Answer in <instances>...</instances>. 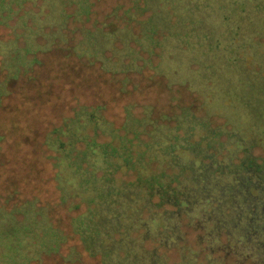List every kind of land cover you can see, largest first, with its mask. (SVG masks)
<instances>
[{
  "label": "trees",
  "instance_id": "obj_1",
  "mask_svg": "<svg viewBox=\"0 0 264 264\" xmlns=\"http://www.w3.org/2000/svg\"><path fill=\"white\" fill-rule=\"evenodd\" d=\"M98 1L0 0V108L15 89L30 91L40 56L55 50L111 74L178 77L203 97L207 116L209 106L224 108L229 126L211 129L189 107L163 120L149 105L141 115L125 106L118 125L83 103L43 121L34 145L49 161L57 199L0 204V264H32L69 241L63 260L71 263L264 264V159L249 154L257 139L264 144V61L252 53L248 64L258 70L247 71L231 46L255 23L253 5L209 34L196 3L208 14L218 0H143L101 17Z\"/></svg>",
  "mask_w": 264,
  "mask_h": 264
},
{
  "label": "rangeland",
  "instance_id": "obj_2",
  "mask_svg": "<svg viewBox=\"0 0 264 264\" xmlns=\"http://www.w3.org/2000/svg\"><path fill=\"white\" fill-rule=\"evenodd\" d=\"M218 1L216 8H211L208 14L205 9L199 8L201 3H196L199 15L206 19L207 24L204 26L210 31L209 34H217L222 31L220 29H224V26L229 28L236 15L247 12L246 9L253 5L255 23L249 28L248 33L244 31L235 36L231 46L239 48L238 61L243 55L246 58L247 63H244L247 65L244 69L247 71L255 69L254 74H256L257 67H251L248 61L252 53L258 56L262 54V58L256 60L258 63L264 61V0ZM146 2L99 0L95 8L98 16L101 17L102 13L112 11L116 4L122 9L130 6L133 10L135 4L143 6ZM184 3L186 4V0H177V5ZM219 5L222 7L220 8ZM146 15L147 12L141 14L139 18H144ZM211 17L217 20L219 27L211 26L209 23ZM133 19L137 21V17ZM6 33L7 30L0 27V35L7 36ZM223 39L221 38V41ZM225 39L228 47L230 39ZM250 44L254 46L252 49ZM210 54L213 53L210 51L209 56ZM40 58L42 65L39 68V77L34 84L28 85L30 91L25 93L15 89L16 98L7 105L4 102L3 108H0V122L4 124V128L0 130V204L5 208H11L12 205L26 199L35 200L37 204L44 206L49 201L52 205L56 202L57 195L47 179L49 161L42 152V147L36 150L33 137L42 133L43 126L40 123L50 119L58 120L59 116L72 105L80 103L99 105L104 108L106 117L118 125L124 120L125 106H130L135 115H141L143 105H149L153 115L163 116V120L164 116H172L179 113L183 107H189L197 117L206 115L211 129H216L222 124L223 127L229 126L225 123L224 108L218 105L209 106L213 110L210 116H207L205 102H202L203 97L190 87L187 88L184 82L178 81V77L167 83L152 70L134 74H111L102 71L96 63L73 58L55 50L42 54ZM211 62L219 64L220 60L210 57L209 63ZM224 67L221 70H224ZM221 99L224 103H229V98ZM218 139L224 140L225 135L221 134ZM249 154L255 157L256 161L264 159V144L261 139H257L256 143L251 145ZM240 155L241 151L237 156ZM235 161L237 159L234 158ZM253 211L258 212L256 204L253 206ZM53 212L58 216L60 210L57 208ZM71 243L73 241H69L65 246L61 245L59 253L42 256L40 261L32 264H92L88 258L83 259V262L77 259L73 261L74 263L65 262L63 256L69 251ZM244 262H253V260L246 259Z\"/></svg>",
  "mask_w": 264,
  "mask_h": 264
}]
</instances>
